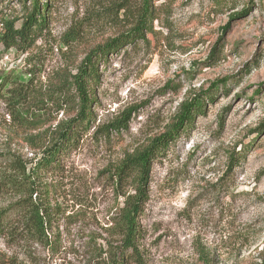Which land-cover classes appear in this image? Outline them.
Masks as SVG:
<instances>
[{"label": "rangeland", "instance_id": "obj_1", "mask_svg": "<svg viewBox=\"0 0 264 264\" xmlns=\"http://www.w3.org/2000/svg\"><path fill=\"white\" fill-rule=\"evenodd\" d=\"M31 2L0 0V35L8 23L20 27ZM40 2L48 4L43 32L19 48L0 43V90L10 78L48 86L62 71L74 73L90 51L127 34L144 6L143 0ZM150 7L143 37L100 62L90 128L44 178L61 212L54 249L1 239L0 264H106L105 252L121 239L110 231L111 219L133 187L118 186L111 172L170 132L184 101L221 81L225 87L213 90V103L206 102L193 128L155 158L137 247L143 264H263L264 0H150ZM126 111L127 130L98 132ZM74 112L71 105L50 118ZM13 131L0 99V153L29 161L34 151L21 130ZM7 201L0 197V207Z\"/></svg>", "mask_w": 264, "mask_h": 264}, {"label": "trees", "instance_id": "obj_2", "mask_svg": "<svg viewBox=\"0 0 264 264\" xmlns=\"http://www.w3.org/2000/svg\"><path fill=\"white\" fill-rule=\"evenodd\" d=\"M31 4V11L19 28L14 27V21L5 25L4 33L0 35V43L5 49L19 48L34 41L37 32H43L48 4L40 0H32ZM143 4V13L128 33L90 51L74 73L62 71L57 81L48 86L32 82L23 84L16 78L3 81L0 99L5 105L9 126L13 127L14 133L23 132V140L34 152L29 161L0 153V197H8L4 207H0V240L14 244L32 240L54 249L58 239L55 240L53 229L57 228L61 212L51 204L55 190L44 182V178L60 168L64 154L75 148L80 136L90 128L91 106L96 102L92 86L98 80L100 62L138 41L143 37V31L149 30L152 20L150 0H143ZM75 39L74 35L71 41ZM225 84V81L216 83L209 92L199 95L200 99L184 101L170 132L154 138L145 148L127 154L111 172L110 177L116 179L118 186L124 181L133 182V187L123 195L122 207L111 219L110 231L121 239L114 251L110 247L105 252L106 264H143L137 247L141 234L139 220L148 200L147 185L153 162L171 143L193 128L196 116L204 115L206 102L213 103V90L217 91L219 85L223 88ZM71 105L75 110L72 117L59 121L50 118L53 111L58 114ZM129 112L98 132L109 136L110 132L127 130ZM11 130L7 137L12 136Z\"/></svg>", "mask_w": 264, "mask_h": 264}]
</instances>
